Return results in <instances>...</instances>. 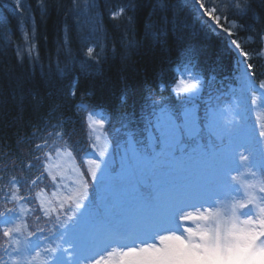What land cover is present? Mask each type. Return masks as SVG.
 Returning <instances> with one entry per match:
<instances>
[{
  "label": "snow or ice",
  "instance_id": "snow-or-ice-1",
  "mask_svg": "<svg viewBox=\"0 0 264 264\" xmlns=\"http://www.w3.org/2000/svg\"><path fill=\"white\" fill-rule=\"evenodd\" d=\"M38 7L46 15L45 0H38ZM100 7L98 0H71L66 15L75 22L77 51L66 27L56 72L49 78L60 87L50 97L43 127L33 128L42 133L40 142L30 141L20 175L0 176L6 179L0 186V264H264V28L240 22L252 13L251 0H182L178 5L156 0L151 6L144 21L148 41L164 43L167 32L153 19L159 16L193 41H220L231 73L225 84L220 64L203 69L200 47L179 35L182 55L171 84L161 70L154 85H145L151 100L144 115L148 135L138 138L130 122L121 120L118 132L126 138L119 171L112 158L118 141L108 132L112 115L101 105L91 106L93 93L81 90V81L101 75L109 44L112 54L119 46L121 58L130 59L138 6L135 0L106 5L118 35H110ZM175 7L192 23L169 22L167 14ZM13 12L21 19L23 39L17 56L38 60L29 6L14 0ZM166 90L174 99L157 95ZM23 99L10 120L0 112L7 126L23 120ZM34 99L38 110L43 99ZM120 101L126 103V92ZM65 108L81 117L90 156L79 159ZM256 111L260 115L250 122ZM22 141L29 142L23 137L17 143ZM11 164L16 167L15 160ZM33 168L34 178L23 175ZM44 180L55 190L46 191L45 185L33 194ZM125 180L135 181L133 203L101 210L100 188ZM94 186L99 187L90 191ZM33 203L36 207H29Z\"/></svg>",
  "mask_w": 264,
  "mask_h": 264
},
{
  "label": "trees",
  "instance_id": "trees-1",
  "mask_svg": "<svg viewBox=\"0 0 264 264\" xmlns=\"http://www.w3.org/2000/svg\"><path fill=\"white\" fill-rule=\"evenodd\" d=\"M47 4V13L41 16L38 0H24L29 6L31 16L34 17L36 25L35 44L38 50V60L29 58L26 53L21 57L16 54L18 45L23 44L20 31L21 19L13 12L14 0H0V112H6L9 115L6 120H10L16 115L17 104L23 97V120L16 126H7L6 120H0V176L5 178L11 175H20L21 161L25 160L27 153L32 148L30 141L40 142L41 132H33V128H42L41 121L48 113L50 106V97L60 87L59 84L50 83L49 78L56 72L57 52L64 39L65 28H68L69 36L73 41V52L77 51V30L74 26V20L66 15L67 7L71 6V0H45ZM121 0H98L100 10L104 13V23L110 35H118V31L113 28V23L107 18V7L120 3ZM137 10L135 12V36L137 42L134 49L128 52L130 59L125 61L121 58V50L116 54L111 53V44H109L108 58L103 64L101 75L88 81H81V90H89L93 95L89 98L91 106L101 105L112 115L111 126L108 132L111 137L118 141V145L113 149L114 166L119 170L121 158L125 154L126 134L118 132L121 127L122 118L130 122V131L137 135L146 136L143 132L144 115L149 109L151 100L148 96L146 83H155L157 73L163 70V80L171 84L173 79L172 69L176 67L182 55V45L177 37L184 34L186 43H197L200 47L199 59L201 67L205 70L221 65L220 79L225 84L229 82L231 73V59L224 50L220 41L213 38L207 42L193 41L187 36V33L173 31L171 23H166L159 16L153 19L160 24L167 32L163 45H156L148 41L144 34V21L151 11V6L156 0H135ZM171 5H178L182 0H165ZM252 13L241 23L254 24L259 28H264V0H251ZM107 5V7H106ZM131 14V13H130ZM176 20L177 25L191 24L192 20L186 11L179 7L173 8L167 14V20L170 22ZM32 21H28L25 27L31 30ZM245 35V33H241ZM130 39L132 37H129ZM10 39V43L8 42ZM63 60V57H59ZM126 92L127 101L121 104L120 96ZM163 95L169 99L170 91L166 90L157 95ZM42 98L43 105L34 110L36 99ZM65 116L70 117L71 128L75 130L72 137L76 141L77 151L81 155L89 150L86 143V128L80 116L74 114L73 109H63ZM55 123V121H52ZM48 131H51L49 128ZM26 137L29 142L17 143L18 139ZM16 161V167L13 168L11 161ZM8 165L6 171L4 166ZM37 169H24L23 175L34 178L37 175ZM4 181H0L3 186ZM44 187L37 186L32 190L33 194L39 192ZM46 191H53L46 189ZM27 192V189H25ZM3 192H0V197ZM38 203V201L36 202ZM36 203L30 204L36 207ZM11 206V205H9Z\"/></svg>",
  "mask_w": 264,
  "mask_h": 264
},
{
  "label": "rangeland",
  "instance_id": "rangeland-1",
  "mask_svg": "<svg viewBox=\"0 0 264 264\" xmlns=\"http://www.w3.org/2000/svg\"><path fill=\"white\" fill-rule=\"evenodd\" d=\"M258 115H260V112L259 111H256V112L252 113V115L250 116L253 119V121H252L253 123L255 122V118ZM112 154H113V152H112ZM112 157H113V155H112ZM134 183H135L134 180H126L124 183H122V182H113V183L109 184L108 186L101 187V189L108 191V193L110 195L109 202H112V197H116L117 196V193L124 192L126 190V188H130V193H132V194L135 195L134 187H133L134 186ZM126 199H127V196L125 195L123 197V201H126ZM119 200H121V197H119ZM100 203L104 207L107 206V203L106 202H103L102 200H100Z\"/></svg>",
  "mask_w": 264,
  "mask_h": 264
}]
</instances>
